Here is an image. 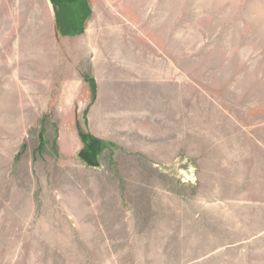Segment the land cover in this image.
Listing matches in <instances>:
<instances>
[{
  "label": "rangeland",
  "instance_id": "rangeland-1",
  "mask_svg": "<svg viewBox=\"0 0 264 264\" xmlns=\"http://www.w3.org/2000/svg\"><path fill=\"white\" fill-rule=\"evenodd\" d=\"M0 264H264V0H0Z\"/></svg>",
  "mask_w": 264,
  "mask_h": 264
},
{
  "label": "trees",
  "instance_id": "trees-1",
  "mask_svg": "<svg viewBox=\"0 0 264 264\" xmlns=\"http://www.w3.org/2000/svg\"><path fill=\"white\" fill-rule=\"evenodd\" d=\"M81 140L85 144V149L81 151L80 157L87 164L92 165L95 160V147L98 148L100 142L87 135H81Z\"/></svg>",
  "mask_w": 264,
  "mask_h": 264
},
{
  "label": "crops",
  "instance_id": "crops-1",
  "mask_svg": "<svg viewBox=\"0 0 264 264\" xmlns=\"http://www.w3.org/2000/svg\"><path fill=\"white\" fill-rule=\"evenodd\" d=\"M80 5V4H79Z\"/></svg>",
  "mask_w": 264,
  "mask_h": 264
}]
</instances>
